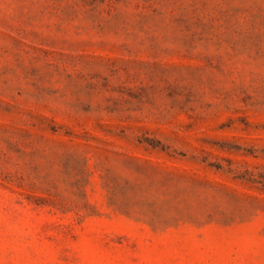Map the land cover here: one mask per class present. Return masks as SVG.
I'll return each mask as SVG.
<instances>
[{
  "label": "rangeland",
  "instance_id": "374dc122",
  "mask_svg": "<svg viewBox=\"0 0 264 264\" xmlns=\"http://www.w3.org/2000/svg\"><path fill=\"white\" fill-rule=\"evenodd\" d=\"M0 264H264V0H0Z\"/></svg>",
  "mask_w": 264,
  "mask_h": 264
}]
</instances>
